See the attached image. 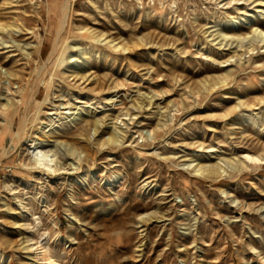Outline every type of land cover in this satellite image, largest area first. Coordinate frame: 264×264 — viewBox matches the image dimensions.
I'll return each mask as SVG.
<instances>
[{
  "label": "rangeland",
  "instance_id": "1",
  "mask_svg": "<svg viewBox=\"0 0 264 264\" xmlns=\"http://www.w3.org/2000/svg\"><path fill=\"white\" fill-rule=\"evenodd\" d=\"M235 21L264 29V5L0 0V264H264V48L221 62ZM49 127L64 167L31 170Z\"/></svg>",
  "mask_w": 264,
  "mask_h": 264
},
{
  "label": "bare ground",
  "instance_id": "2",
  "mask_svg": "<svg viewBox=\"0 0 264 264\" xmlns=\"http://www.w3.org/2000/svg\"><path fill=\"white\" fill-rule=\"evenodd\" d=\"M253 2H256L257 6L264 5L263 4L264 0H253ZM246 20L247 21H251V18H246ZM226 21H228V20L226 19ZM10 25H12V23ZM216 25H219V24H216ZM238 25H239V22L235 21L234 26H227V27L220 26V27L214 29V31L216 30V34H217L216 38H219V37L221 38L218 41L221 44V47L224 44L223 49H230V50L233 51V54H231L228 58H226L224 60H221V62L229 61L235 55H239V59L242 60L241 59L242 55L246 51H251V50H254L256 48H258V49L264 48V29L263 28H260L258 25L253 23L251 25V27H252L251 31L248 32L249 34L248 35H242L239 32L238 28H237ZM6 26H8V24L0 23V29L1 28L4 29ZM17 27H18V30H20L22 28L20 26H17ZM230 31H232V32H230ZM101 36L98 34L95 37L101 38ZM247 38L250 39L251 40L250 42H252V43L248 47H246L245 50H243L242 47L245 45L243 43V40L247 39ZM237 39H238V43L234 47L240 46V48H236L234 50V49H232V47H233L232 45ZM116 41H117L116 38H113V39L109 40V43L116 49H118L120 47L125 48V46L122 45L123 43L121 44L119 41H117V42ZM226 46H228V47L225 48ZM54 48L56 49L57 45H55ZM38 51H39V47L37 48V52ZM213 51H215V50H213ZM263 52H264V50H263ZM212 53H214V52H212ZM28 54H31V53L29 52ZM208 55H209V53H208ZM89 62H90L89 59L86 58L84 61H81V63H78V62L71 63L70 66H71V68H73V70L71 71V74H75V75L81 74L80 73L81 72V67L86 66ZM232 74H233L232 71L230 69H227V71L221 77V81L222 82L226 81L228 79V77L230 75H232ZM215 85L216 84H214V85L212 84V88ZM210 87H211V85H210ZM32 98H33V96H32ZM4 100L5 101L3 103H4V106H5L6 109H11V107L13 105H16V102H14V98L10 97L9 95H6L4 97ZM50 113H53V112H50ZM4 115H5V113H4ZM69 116H70L69 121H71V122L76 121L78 119V117H79L78 116V112H76V111L75 112L74 111L70 112L68 117ZM25 121H26V119L24 120V122ZM24 122H23V124H24ZM99 123H100V119H95L96 126H98ZM53 124H54V122H51V123L47 124V126L48 125L52 126ZM54 127H56V126H54ZM54 127L46 128V130H45L46 132L43 131L46 134V138L45 137H40V136H36V137H31L30 138V140H29V142L27 144V148H26L27 157H26V159L22 160V162L27 165V168H29L31 170L35 169V170H38L40 172H45V171H49V170H60L62 167H64V161H63L64 152H63L62 147L58 144V142H56L59 139L55 138L53 140V139L50 138V136L52 135V129H54ZM22 128L23 127H20V129L18 131V134H17L18 136H22L21 135ZM120 136H121L120 134L113 132V134H111L109 136V141L116 142V141L120 140ZM64 141H65L66 144H68L66 140H64ZM61 142H63V140ZM101 144L104 145L103 142ZM80 147H82V146H79V142H73V143L71 142V143H69V146L67 148L68 149L67 152L74 155V159L73 160H76L77 163H79V162L82 163V161H83V158L81 157V154H80L81 152L79 151ZM259 159H261V155L260 154L250 153L249 152V153L246 154V156L244 158L239 156V157H236L235 159L233 158V161H235L236 165L239 168H241V167H246L248 165L249 161H256V160H259ZM195 161H196V159H190V162L189 163L185 162V164L188 165L187 167H189V168L193 166V169L201 170V173L204 172V171H208L209 174L216 172L215 168H213L211 166H205L204 164L201 163V161H196V162ZM81 163H80L79 166H81ZM43 255H44L45 258L51 259L52 252H50L49 249L45 248V250L43 252Z\"/></svg>",
  "mask_w": 264,
  "mask_h": 264
}]
</instances>
